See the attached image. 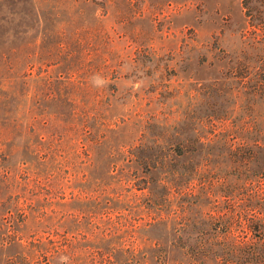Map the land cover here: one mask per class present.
<instances>
[{"label":"rangeland","instance_id":"374dc122","mask_svg":"<svg viewBox=\"0 0 264 264\" xmlns=\"http://www.w3.org/2000/svg\"><path fill=\"white\" fill-rule=\"evenodd\" d=\"M0 33V264H199L264 215V0H0Z\"/></svg>","mask_w":264,"mask_h":264},{"label":"trees","instance_id":"16d2710c","mask_svg":"<svg viewBox=\"0 0 264 264\" xmlns=\"http://www.w3.org/2000/svg\"><path fill=\"white\" fill-rule=\"evenodd\" d=\"M27 1L32 0H24V2ZM251 196L259 197L264 204V184L253 188ZM262 218L264 215L258 216L253 213L242 216L248 231L240 234L241 236L235 240L234 236L239 234H234L231 223L233 220L235 224L236 220L230 215H218L214 222L221 229L199 240V264H264V220Z\"/></svg>","mask_w":264,"mask_h":264}]
</instances>
